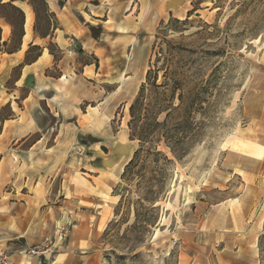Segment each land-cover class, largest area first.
<instances>
[{
    "label": "rangeland",
    "instance_id": "obj_1",
    "mask_svg": "<svg viewBox=\"0 0 264 264\" xmlns=\"http://www.w3.org/2000/svg\"><path fill=\"white\" fill-rule=\"evenodd\" d=\"M43 1L50 0L3 3L12 2L24 14L31 8L39 47L50 49L66 66L77 61L81 69L91 63L96 75L76 85L65 76L62 126L60 132L45 133L40 150L45 160L27 155L42 133L28 137L20 151H13L12 145L5 149L11 173L28 184L18 188L20 200L7 194L15 188L12 183L3 184L0 211L4 203L27 202L22 194L33 191V178L43 177L47 188L65 193L58 231L41 243L52 255L67 250L75 236L90 232L98 236L101 264H264V0H96L92 17L103 21L108 15L109 23L95 22L91 39L76 44L61 36L55 42L56 22ZM0 28V51L10 54L23 45L25 30L21 39L19 18L10 8H0ZM127 31L133 37L122 35ZM162 49L178 73L182 93L200 94L205 110L196 114L199 139L183 158L161 145L159 150L171 163L149 162L148 177L163 181L159 199L155 213L146 217L147 229H132L134 208L128 214L125 207L119 210L121 177L139 148L128 127L129 108L147 72L157 70ZM36 55L31 52L32 58ZM19 67L2 97L15 101L21 116L29 109L24 100L30 89L15 87ZM46 74L57 78L59 70ZM163 82L160 71L157 85ZM73 88L76 97L70 93ZM35 104L39 111H49L43 103ZM12 114L10 104L2 109L0 132ZM37 120L42 127L58 126L53 118ZM5 168V162L0 164V181L6 177ZM140 195L135 180L130 197L134 201ZM17 207L24 206H16L18 221L33 219V209L28 207L22 215Z\"/></svg>",
    "mask_w": 264,
    "mask_h": 264
},
{
    "label": "crops",
    "instance_id": "obj_2",
    "mask_svg": "<svg viewBox=\"0 0 264 264\" xmlns=\"http://www.w3.org/2000/svg\"><path fill=\"white\" fill-rule=\"evenodd\" d=\"M59 1H46L49 13L53 15L56 22V28H54L55 42L60 41V36L64 40L71 37L74 44L81 43L82 40L89 41L91 39V31L96 28L95 26H98L95 22L104 23V25L109 23L108 15L106 17L107 19L103 21L98 17H92L93 12L97 8L94 5L96 0H63L62 4ZM24 11L27 20L28 14L30 13L32 15L31 8H25ZM32 23L33 15L31 24L28 25L27 21L25 23L23 45L17 52L5 54L4 51H0V114L2 109L8 104H10L12 112L14 113L8 119L4 120L0 132V164L3 162L6 164L4 170L6 177H2L0 181V200L4 199L3 184L12 183L15 187L11 193H7L11 195L12 200H20L17 190L18 188H26L28 184L24 181H19L16 172L11 173L12 161H9V155L6 157L5 149L7 150L12 145L13 151H20L21 147L27 143L28 137L32 134L42 133L43 138L33 143L27 152V155L36 154L41 156L40 150L45 146V133H51L53 131L60 132L62 126L61 119L64 115L61 109V102L65 94V76H69L70 80H73L69 82L76 85L85 76L88 81H93L96 75V69L93 68V64H83L81 69H79L80 64L74 61L66 66L63 60H57L50 53L49 49L43 46L41 57L36 62L27 64L26 56L30 48L29 46H40L35 42V37L37 36L32 31ZM105 26L103 28L107 30ZM122 35L133 37L129 31ZM5 38L6 36L3 33V41H5ZM27 38L30 39L26 44L25 40ZM59 47L63 49L61 45ZM21 65L23 68L19 80L15 83V87L23 88V86H27L30 92L24 100L28 101L29 109H27V112L23 110L20 116L15 107L16 102L11 100L5 101L2 95L5 84L11 79L12 72ZM53 68L59 70V76L57 78L46 74L47 71ZM88 70L89 72H93L92 76L86 75ZM70 93L76 97L77 89L73 88ZM33 102L34 104L37 102L43 103L49 111H39L40 106L38 105L37 107L36 104L32 108ZM46 117L53 118L58 126L48 125L42 127L37 119H45ZM22 118H27V123ZM44 156H41L43 160H45ZM42 178H33V191L29 190L27 194H22L23 199L27 202H8L3 204L2 211H0V218L1 216L8 217L9 214H12V217L11 220L0 219V254L5 253L8 255L11 264H101L100 253L97 248L98 236L90 234V232L85 235L75 236V239L69 243L67 250L57 255L49 254L46 259L30 257L27 254L33 247L40 245L46 239L53 238L61 222V214L58 210L61 208L59 205L60 199L65 198V193L62 190H50L49 187H46L47 179L44 178L45 181H42ZM23 183L25 184L23 185ZM49 183L53 182L49 180ZM15 190L17 192L16 194L14 193ZM47 201H52V203L49 204ZM19 204L24 206L22 209L17 207L18 210L22 211V215L28 207L35 211L32 220H27V223H24L23 220L18 221L19 218H16L15 214L17 212L15 210ZM72 245H75V247L72 248Z\"/></svg>",
    "mask_w": 264,
    "mask_h": 264
},
{
    "label": "trees",
    "instance_id": "obj_3",
    "mask_svg": "<svg viewBox=\"0 0 264 264\" xmlns=\"http://www.w3.org/2000/svg\"><path fill=\"white\" fill-rule=\"evenodd\" d=\"M43 3L46 12H48L47 2L43 1ZM31 6L36 11L34 5L31 4ZM0 8H10L17 14L22 39L25 25L24 12L15 7L12 2L5 4L3 0H0ZM5 45L7 46V43ZM19 49L20 47L16 48L10 54L17 52ZM32 51L37 52V55L33 58L31 57ZM49 51L53 54L50 49ZM41 53L42 48L31 45L27 52L26 63L36 62L41 57ZM161 62L162 66L159 67L157 64ZM155 66L157 70L150 68L147 72L146 82L141 85L137 98L129 108L130 121L128 127L132 140L139 142V148L126 165L121 177L122 183L119 185V190L122 194H120L119 210L121 211L125 207L126 211L124 213L128 214L134 208L136 224L132 229H136L138 226H140L139 229H147L150 221H146V217L155 213V201L159 199V184L163 181L159 178L155 180L148 177L146 168L149 162L151 160H154V162L162 161L165 165L171 163L168 156L159 150L161 145L170 149L174 155L183 158L189 146L199 139L200 129L198 128L196 114L205 110L203 107L204 101L200 94L194 95L186 91L182 93V85L177 79L178 73L173 69L170 60L164 55L163 49L159 52ZM160 71L163 72L164 82L157 85ZM179 90L181 93H178ZM176 99L179 101L178 106H175ZM163 115L165 117L161 120ZM135 180L141 195L133 201L130 197L131 183H134ZM117 215H119L118 212ZM109 231V228L105 231L104 238L108 236Z\"/></svg>",
    "mask_w": 264,
    "mask_h": 264
},
{
    "label": "built area",
    "instance_id": "obj_4",
    "mask_svg": "<svg viewBox=\"0 0 264 264\" xmlns=\"http://www.w3.org/2000/svg\"><path fill=\"white\" fill-rule=\"evenodd\" d=\"M69 55H72V52H69ZM27 254L30 257H35V258H44L46 259L47 255H52L53 251L46 245V244H40L36 247H33L30 249ZM0 264H11L10 263V257L6 255L5 253L0 254Z\"/></svg>",
    "mask_w": 264,
    "mask_h": 264
},
{
    "label": "bare ground",
    "instance_id": "obj_5",
    "mask_svg": "<svg viewBox=\"0 0 264 264\" xmlns=\"http://www.w3.org/2000/svg\"><path fill=\"white\" fill-rule=\"evenodd\" d=\"M26 21H27L28 25L31 24V22H32V15L30 13L28 14V17H27V20ZM7 31H9V28H7Z\"/></svg>",
    "mask_w": 264,
    "mask_h": 264
},
{
    "label": "water",
    "instance_id": "obj_6",
    "mask_svg": "<svg viewBox=\"0 0 264 264\" xmlns=\"http://www.w3.org/2000/svg\"><path fill=\"white\" fill-rule=\"evenodd\" d=\"M29 85V84H28Z\"/></svg>",
    "mask_w": 264,
    "mask_h": 264
}]
</instances>
